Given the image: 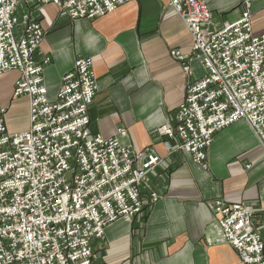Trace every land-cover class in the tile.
Masks as SVG:
<instances>
[{
  "label": "built area",
  "instance_id": "obj_1",
  "mask_svg": "<svg viewBox=\"0 0 264 264\" xmlns=\"http://www.w3.org/2000/svg\"><path fill=\"white\" fill-rule=\"evenodd\" d=\"M131 1L0 0V75L17 71L13 97L29 99L26 131L9 133L0 116V264H94L93 247L105 229L144 215L160 198L149 190L160 164L151 149L134 152L116 137L88 131L87 108L97 91L91 59L77 58L49 101L43 80L49 59L35 58L44 31L27 14L15 15L19 4H53L71 21L93 20ZM167 3L192 39L191 55H170L187 76L198 59L203 74L189 81L173 126L159 129L166 148L205 167L213 136L242 120L264 151V34L251 33V0H240L239 19L219 30L210 28L204 0ZM207 205L218 233L207 243L229 245L241 264H264V211L256 226L257 210L244 203L215 198Z\"/></svg>",
  "mask_w": 264,
  "mask_h": 264
},
{
  "label": "crops",
  "instance_id": "obj_2",
  "mask_svg": "<svg viewBox=\"0 0 264 264\" xmlns=\"http://www.w3.org/2000/svg\"><path fill=\"white\" fill-rule=\"evenodd\" d=\"M204 1L211 29L241 16L240 0ZM24 14L44 31L35 58L49 59L43 70L47 99H55L77 58L91 59L97 91L87 108L89 133L116 137L134 152L151 149L160 159L149 181L159 200L144 215L109 225L93 247L94 264H241L229 245L207 243L218 235L207 203L215 198L244 203L257 210L252 218L257 226L264 211V151L242 120L213 136L205 167L174 143L166 148L159 129L173 126L189 81L203 74L198 59L190 61L187 76L170 55H191L192 39L167 0H132L93 20L71 21L53 4H19L15 15ZM250 25L253 36L264 34V0H251ZM18 77L17 71L0 75V116L9 133L29 127V99L13 97ZM142 198L147 199L145 191Z\"/></svg>",
  "mask_w": 264,
  "mask_h": 264
},
{
  "label": "bare ground",
  "instance_id": "obj_3",
  "mask_svg": "<svg viewBox=\"0 0 264 264\" xmlns=\"http://www.w3.org/2000/svg\"><path fill=\"white\" fill-rule=\"evenodd\" d=\"M35 5V4H34Z\"/></svg>",
  "mask_w": 264,
  "mask_h": 264
}]
</instances>
